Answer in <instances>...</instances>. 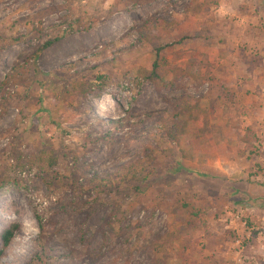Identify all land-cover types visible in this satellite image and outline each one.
I'll list each match as a JSON object with an SVG mask.
<instances>
[{"label":"rangeland","instance_id":"1","mask_svg":"<svg viewBox=\"0 0 264 264\" xmlns=\"http://www.w3.org/2000/svg\"><path fill=\"white\" fill-rule=\"evenodd\" d=\"M196 1L0 0V84L26 66L0 101V264H264V0ZM164 44L199 77L139 84ZM196 103L211 130L170 138ZM40 150L57 164L23 169Z\"/></svg>","mask_w":264,"mask_h":264},{"label":"trees","instance_id":"2","mask_svg":"<svg viewBox=\"0 0 264 264\" xmlns=\"http://www.w3.org/2000/svg\"><path fill=\"white\" fill-rule=\"evenodd\" d=\"M218 2L219 0H212V2L210 3L213 5H217ZM206 8H207L206 4L203 1L197 2L196 0H191L189 5L187 6V9L190 10L193 14H204L206 12ZM49 44L50 42H46L45 44L39 46L36 49V51L27 60L24 61V64L28 63L29 60L36 61L39 53ZM169 45L170 44H164L162 46H158L155 48V57L151 64V68L143 75V77L140 78L139 84L143 82H149L157 91H160L164 89L166 90L169 88L180 87L181 84L178 82V78H180L181 76H190L192 73H194L196 74V76L199 77L201 63L200 62L195 63L196 62L195 58L189 59L183 65L175 66L172 65L170 62H168L164 56H162V51L165 48H167ZM25 68H26L25 65L16 64L13 67L14 73L11 74V76H7V78L1 82L0 101H5L9 98H12V93L10 91V88H13V85L10 84L9 80L12 76L23 75ZM168 73H172V78L169 81H166L165 78L168 75ZM7 87L9 88L7 89ZM39 100L40 102L42 101L41 98ZM184 107L185 108L183 109L187 110V113H185L186 118L184 120L183 125H178L173 127L165 126L166 133L168 134V136L170 138L177 139L178 136L199 137L206 134L210 128L209 126H207L204 119L200 117L199 106L197 105V103L194 105L185 104ZM41 109L43 108L40 107V110ZM4 111L5 110L2 109L0 105V116L3 115ZM177 131L179 135H177ZM247 132L248 134L253 136V133L250 128H247ZM178 142L180 143V141ZM244 155H245L244 150H239V149L237 150L236 156L238 159H242ZM28 161L29 164L23 169H27L28 172H30L34 164L37 165V168L41 170H43L44 168L51 169L57 164L58 159L52 152L47 150H40L33 158H30ZM141 166H142L141 162L138 163L129 162L119 169L118 176H120L121 179L129 176L135 178ZM5 181H6L5 177L0 179V187ZM183 207L185 209V213L189 214V211H187V209L191 207V204L188 202H183ZM191 214H193L194 216H198V211H192ZM18 226H19L18 223H12L7 229H5L1 233V240L3 246L9 245L10 240L14 236L16 230L18 229Z\"/></svg>","mask_w":264,"mask_h":264},{"label":"crops","instance_id":"3","mask_svg":"<svg viewBox=\"0 0 264 264\" xmlns=\"http://www.w3.org/2000/svg\"><path fill=\"white\" fill-rule=\"evenodd\" d=\"M183 49L186 50L185 47ZM195 49H196L197 53L200 54V55H201V53H204V50H203V48L201 46H199V47H197ZM191 51H194V47H189V49L187 50V52H191ZM198 62H200V60H198ZM200 68H202V66Z\"/></svg>","mask_w":264,"mask_h":264},{"label":"built area","instance_id":"4","mask_svg":"<svg viewBox=\"0 0 264 264\" xmlns=\"http://www.w3.org/2000/svg\"><path fill=\"white\" fill-rule=\"evenodd\" d=\"M24 173H25V172H23L22 174H24ZM50 199H51V200H55V197H51ZM38 201H42L43 206H46V205L48 204V201L41 200V199H39V198H38ZM236 219H238V216H236Z\"/></svg>","mask_w":264,"mask_h":264}]
</instances>
